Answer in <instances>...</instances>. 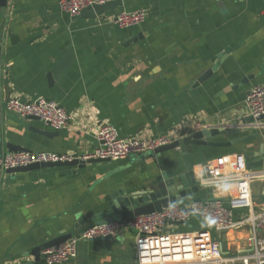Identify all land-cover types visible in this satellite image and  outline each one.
<instances>
[{
  "label": "crops",
  "instance_id": "1",
  "mask_svg": "<svg viewBox=\"0 0 264 264\" xmlns=\"http://www.w3.org/2000/svg\"><path fill=\"white\" fill-rule=\"evenodd\" d=\"M119 1L95 18L72 16L60 0H8L0 7L3 153L13 145L82 156L99 145L100 124H113L123 137L149 140L165 134L176 140L248 115L249 91L264 84V0ZM140 10L146 11L140 24L115 23L118 13ZM68 49L70 66L51 81ZM217 61L213 73L194 85ZM12 97L55 100L72 120L56 130L41 119L8 111ZM256 127L262 132L259 139L228 147L193 146L187 155L173 149L85 167L1 170L0 264H48L33 252L38 245L75 231L79 220L86 224L91 214L108 210L114 195L141 191L163 171L194 170L209 184L184 199V205L195 197L228 199L235 183L226 180L252 176L259 209L264 189L256 193L255 184L264 181V120ZM247 133L215 139L230 141ZM172 228L208 229L226 243V236L198 214ZM54 264H138L134 231L83 240L76 258Z\"/></svg>",
  "mask_w": 264,
  "mask_h": 264
},
{
  "label": "built area",
  "instance_id": "2",
  "mask_svg": "<svg viewBox=\"0 0 264 264\" xmlns=\"http://www.w3.org/2000/svg\"><path fill=\"white\" fill-rule=\"evenodd\" d=\"M109 0H60L62 9L78 16L84 8L104 4ZM146 18V11L120 12L115 23L121 27L137 25ZM248 114L255 118L264 115V84L255 85L246 97ZM8 111L27 116L33 115L56 130L67 128L71 114L57 101L40 97L23 101L12 97L6 102ZM100 142L90 153L82 156L47 151H9L0 153V170L25 167L35 163L71 161L90 158L118 160L132 154L145 153L172 143L168 135L161 134L149 140L123 137L109 123L97 127ZM252 176H241L227 183H235V193L228 199L201 201L190 205L176 204L159 211L142 214L129 221L98 222L82 234L52 245L41 252L48 264L62 263L78 255V245L83 240L116 236L124 230L135 234L138 264H264V202L256 208L252 192ZM184 208H190L187 211ZM191 214H198L212 222L224 238L233 233L230 243L216 238L208 229L176 231L175 224L187 221ZM172 221V223H170ZM239 240L244 244L239 245Z\"/></svg>",
  "mask_w": 264,
  "mask_h": 264
},
{
  "label": "water",
  "instance_id": "3",
  "mask_svg": "<svg viewBox=\"0 0 264 264\" xmlns=\"http://www.w3.org/2000/svg\"><path fill=\"white\" fill-rule=\"evenodd\" d=\"M121 1L119 0H109L104 4H96L93 7L84 8L78 16L85 18H95L98 15L102 14L105 11L113 9L117 4L119 5ZM8 5V0H0V7H6ZM221 55L220 57H222ZM72 51L68 49L66 54L62 57L58 65L53 69L50 80L53 78H58L65 70L70 66L72 62ZM2 63L1 51H0V68ZM220 61H217L213 67L208 69L199 79L194 83L198 85L200 82L208 78L213 71L218 67ZM26 118H35L39 119L33 115H27ZM264 120V115L255 118L252 115H245L242 117L238 123L233 125H217L213 127H206L201 130L195 131L194 133L181 137L174 140L172 143L163 145L154 150L156 154H160L165 151L180 149L184 155H187L189 152L193 151V146H215V147H228L237 143H243L251 141L254 139H259L262 137V132L259 127H256L258 122ZM254 126V127H253ZM252 129V130H251ZM38 132L39 129H34ZM253 131V133H247ZM240 132L247 133L248 135L236 137L230 141H219L215 138L220 135H236ZM45 134L49 132L45 131ZM11 151H27L23 149H17L18 147L9 145ZM260 151H263L262 148ZM149 152V151H148ZM0 153H3V145L0 141ZM109 161V159L102 158H90L87 161H81L79 159H74L71 161H57V162H48V163H35L25 167H17L7 169L6 172H15L28 170L36 167H52V166H78L85 167L89 163ZM1 171V170H0ZM209 184L202 183L197 177L194 170H189L183 173H178L176 170L163 171L158 174L155 179L150 183L145 189L138 191L132 194H118L114 195V201L109 203V209L104 211L102 215L98 216L97 213L91 214L85 220L86 224L79 220L76 223L75 231L70 232L68 235H60L53 237L49 241H46L38 245L33 252L40 257L41 252L59 242L70 239L76 235L82 234L91 226L98 223V221L104 220L107 222L114 221L115 219H121L129 221L134 217L142 214H149L154 211H159L165 207L182 204V201L193 194L198 193L202 188L208 186ZM216 197H195L190 200V204L197 203L201 201H214ZM184 205V204H182ZM187 211H192L190 208H184ZM172 223V221H170ZM178 224V223H177ZM80 226H82L80 228Z\"/></svg>",
  "mask_w": 264,
  "mask_h": 264
},
{
  "label": "rangeland",
  "instance_id": "4",
  "mask_svg": "<svg viewBox=\"0 0 264 264\" xmlns=\"http://www.w3.org/2000/svg\"><path fill=\"white\" fill-rule=\"evenodd\" d=\"M255 188H256V193H257V192H258V193L261 192V190L264 189V181L256 183V184H255ZM258 200H260V199H258ZM258 200H257V201H258ZM230 239H231V238L228 236V237H227V240L231 241ZM227 240H226V243H230L229 241L227 242ZM241 243L243 244L244 241H243V240H239V244H241ZM242 244H241V245H242Z\"/></svg>",
  "mask_w": 264,
  "mask_h": 264
},
{
  "label": "bare ground",
  "instance_id": "5",
  "mask_svg": "<svg viewBox=\"0 0 264 264\" xmlns=\"http://www.w3.org/2000/svg\"><path fill=\"white\" fill-rule=\"evenodd\" d=\"M230 235L233 237V233H230ZM242 244V243H241ZM241 244H239V245H241ZM244 244V243H243Z\"/></svg>",
  "mask_w": 264,
  "mask_h": 264
}]
</instances>
